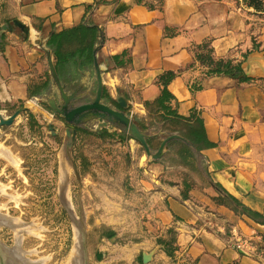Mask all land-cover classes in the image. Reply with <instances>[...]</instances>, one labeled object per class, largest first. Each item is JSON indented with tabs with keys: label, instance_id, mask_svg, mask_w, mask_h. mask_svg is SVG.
Returning <instances> with one entry per match:
<instances>
[{
	"label": "crops",
	"instance_id": "0c3cea01",
	"mask_svg": "<svg viewBox=\"0 0 264 264\" xmlns=\"http://www.w3.org/2000/svg\"><path fill=\"white\" fill-rule=\"evenodd\" d=\"M148 3L0 0V112L9 115L21 105L25 108L12 125L0 127V137L6 139L20 123L26 145L42 146L45 131L56 130L55 121L62 124L65 135L67 124L57 116L58 109L73 107L82 98L93 99L97 70L105 100L150 128L153 120L147 118L145 104L161 95L162 77L173 72L166 85L165 113H158L174 112L190 124L200 121L210 143L200 151L207 183L195 174L189 177L181 166L135 156L138 144L126 139L132 159L128 177H138L142 184L145 232L109 256L118 252L130 263L137 258L141 264H167L169 256L157 240H166L170 229L172 257L178 263L264 264V224L218 201L220 189L214 187L218 184L222 192L264 216V12L242 0H160L153 7ZM82 22L96 28V70L93 64L83 71L78 87L65 94L66 102L54 80L55 60L47 41L53 32ZM204 43L214 59L240 62L249 80L207 75L195 60ZM119 98L125 100V108ZM28 116L35 122L33 128ZM87 122L90 130L120 132L106 119L89 117L81 124ZM165 126L152 135L162 141ZM33 131L39 140L30 135ZM82 138L77 132L74 155ZM240 238L253 243V255L233 247Z\"/></svg>",
	"mask_w": 264,
	"mask_h": 264
},
{
	"label": "rangeland",
	"instance_id": "374dc122",
	"mask_svg": "<svg viewBox=\"0 0 264 264\" xmlns=\"http://www.w3.org/2000/svg\"><path fill=\"white\" fill-rule=\"evenodd\" d=\"M34 123L28 116L30 128ZM153 123L142 131L146 136L158 133L160 124ZM55 126L56 130L43 134L42 146L26 145L20 123L6 139L0 137V247L2 254L10 256L6 264H72L77 238L60 200L64 176V198L86 224L88 264H141L137 258L130 263L118 252L109 256L123 245L139 240L145 232L142 184L140 178L128 177L132 159L126 139L83 135L76 143L74 172L61 156L63 126L58 121ZM55 131L58 133L53 134ZM32 133L39 140L38 132ZM167 134L164 131L162 138ZM132 139L139 146L135 156L143 155L153 161L138 140ZM155 150L156 147L151 152ZM167 264L181 263L170 255Z\"/></svg>",
	"mask_w": 264,
	"mask_h": 264
},
{
	"label": "trees",
	"instance_id": "16d2710c",
	"mask_svg": "<svg viewBox=\"0 0 264 264\" xmlns=\"http://www.w3.org/2000/svg\"><path fill=\"white\" fill-rule=\"evenodd\" d=\"M137 2L142 0H136ZM160 0H149V7H153L154 3H158ZM244 4L248 7H252L255 11L264 12V0H242ZM98 42L96 28L93 25H87L82 22L77 26L63 29L59 32H53L47 41V46L51 50L54 60H55V71L60 84L64 87L66 93H72L79 83L82 77V73L86 69L93 68L94 64V46ZM200 51L196 52L195 60L205 68V73L207 75H224L237 79L238 81H248L249 78L244 74L241 67V63H234L231 59H214L211 55V48L207 43L199 46ZM174 76L173 72H167L164 77H162L163 89L161 95L154 100V102L146 103L148 107L147 118L152 119L155 123L160 124V126H165L168 134L163 137V139L172 134H176L178 137L171 138L166 143V150L159 159L154 161H159L168 166H181L185 173L192 177L195 174L202 184L207 183V168L204 158L200 156V151L210 146L208 140H206L202 125L200 121H196L194 124H190L186 118H182L171 112L169 115L159 114L158 111H163L165 113V99L168 98V92L166 85L168 81ZM97 88V81L95 80V86L92 89V95L95 96ZM93 96V97H94ZM107 93L104 88H102L101 100L103 103L108 104L112 107L107 100ZM92 98H82L77 100L76 105L89 102ZM113 108V107H112ZM149 108L150 112H149ZM153 111V115H151ZM31 121V120H30ZM136 126L144 131L148 127L141 123L140 121L132 120ZM150 122V126L153 125ZM68 125V123H67ZM90 123L74 125L77 132L82 135H95L98 138L104 140H113L114 138L120 137L121 139L133 138L131 134L125 132L123 125L116 124L120 129L119 133L108 132L106 128H100L96 130L88 129ZM149 126V127H150ZM159 129V127H158ZM145 134V133H144ZM146 142L152 151L156 147L158 148L161 142L157 135L146 136ZM156 151V150H155ZM154 151V152H155ZM78 156L74 155V160ZM198 182V180H196ZM216 189H220V196L218 201L222 202L235 213L244 214L254 220L257 223L264 224V216L250 210L244 206L238 199L227 192H222V189L218 184H215ZM166 240L158 238L157 243L164 246L167 255H172V244L173 232L168 229L166 232ZM112 235L113 232H109ZM169 247V248H168Z\"/></svg>",
	"mask_w": 264,
	"mask_h": 264
},
{
	"label": "water",
	"instance_id": "95a60500",
	"mask_svg": "<svg viewBox=\"0 0 264 264\" xmlns=\"http://www.w3.org/2000/svg\"><path fill=\"white\" fill-rule=\"evenodd\" d=\"M94 67L96 70V63L94 62ZM96 80H97V88L95 92L94 98L85 103H81L75 105L73 107L68 108L67 106H63L58 109V113L63 117L64 121L68 123L65 129L64 140L61 146V156L64 161H66L76 172V166L74 163V159L72 156V148L76 139L77 130L74 125L81 124L84 119L93 117L98 118V120L102 121L104 119L109 120L111 124H121L124 127L125 132L131 134L134 139L138 140L141 146L144 149V152L147 156H150L151 159L156 160L159 159L162 154L166 150V143L169 139L178 137L176 134H172L170 136L165 137L159 144L158 148L155 152H151L147 142L146 135L142 132L136 124L132 121L130 116L124 113L121 110L114 109L110 107L108 104H105L101 100L102 93V85L100 81V74L98 70L96 71ZM55 83L63 96L65 97V101L67 102L66 92L64 91V87L60 84L57 75L55 73ZM121 108L126 107L125 100L123 98H119L118 100ZM25 110L24 106L21 105L19 108L14 110L11 114L5 116L0 113V127L1 126H10L14 122V120L20 115L21 112ZM67 177L64 176L61 180L60 184V200L64 207L66 208L70 220L75 228V234L77 238L76 242V255L72 260V264H88V250H87V236H86V224L84 223L81 217H77L72 211L69 204L66 202L64 198V190ZM1 246V244H0ZM4 249V248H3ZM4 251V250H3ZM6 258H10L6 254H2L0 247V264H6ZM146 259V258H145Z\"/></svg>",
	"mask_w": 264,
	"mask_h": 264
},
{
	"label": "built area",
	"instance_id": "2783aa9c",
	"mask_svg": "<svg viewBox=\"0 0 264 264\" xmlns=\"http://www.w3.org/2000/svg\"><path fill=\"white\" fill-rule=\"evenodd\" d=\"M0 113L2 115H5V116L8 115V114H6V111L5 110L3 112H0ZM232 245H233L234 248L240 250L244 254L253 255L254 245L248 239H245V238L236 239V240H234V242L232 243Z\"/></svg>",
	"mask_w": 264,
	"mask_h": 264
},
{
	"label": "bare ground",
	"instance_id": "6f19581e",
	"mask_svg": "<svg viewBox=\"0 0 264 264\" xmlns=\"http://www.w3.org/2000/svg\"><path fill=\"white\" fill-rule=\"evenodd\" d=\"M1 218V217H0ZM2 222H4L3 220H2ZM7 222V221H6ZM76 255V254H75ZM14 259V258H13ZM15 260V259H14ZM18 262V261H17Z\"/></svg>",
	"mask_w": 264,
	"mask_h": 264
}]
</instances>
